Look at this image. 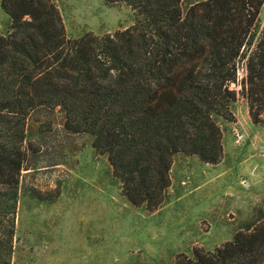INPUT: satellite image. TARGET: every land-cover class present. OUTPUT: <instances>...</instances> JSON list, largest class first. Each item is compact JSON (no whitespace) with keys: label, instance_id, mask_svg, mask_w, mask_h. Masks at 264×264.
<instances>
[{"label":"trees","instance_id":"16d2710c","mask_svg":"<svg viewBox=\"0 0 264 264\" xmlns=\"http://www.w3.org/2000/svg\"><path fill=\"white\" fill-rule=\"evenodd\" d=\"M130 26L67 37L52 0H1L0 264H11L20 177L36 109L59 108L63 128L86 133L133 205L157 208L173 155L216 163L221 121L233 120L237 69L254 124L264 125L263 0H123ZM175 264H264V217L213 251Z\"/></svg>","mask_w":264,"mask_h":264},{"label":"rangeland","instance_id":"374dc122","mask_svg":"<svg viewBox=\"0 0 264 264\" xmlns=\"http://www.w3.org/2000/svg\"><path fill=\"white\" fill-rule=\"evenodd\" d=\"M52 1L70 38L113 34L134 21L123 0ZM258 19L262 26L264 0ZM244 76L240 64L229 85L236 91L234 117L220 124L221 159L173 155L170 185L154 209L126 199L107 156L94 150L89 134L66 131L58 107L34 110L11 264H175L181 254L213 251L247 224L258 225L264 217V125L251 121L241 94Z\"/></svg>","mask_w":264,"mask_h":264},{"label":"crops","instance_id":"0c3cea01","mask_svg":"<svg viewBox=\"0 0 264 264\" xmlns=\"http://www.w3.org/2000/svg\"><path fill=\"white\" fill-rule=\"evenodd\" d=\"M8 15L3 11V9H1L0 11V29L2 28L1 23H7L8 22Z\"/></svg>","mask_w":264,"mask_h":264}]
</instances>
